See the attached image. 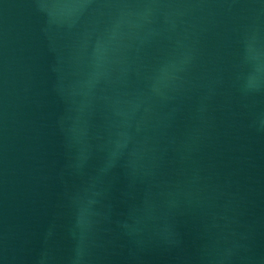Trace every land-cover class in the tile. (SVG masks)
Wrapping results in <instances>:
<instances>
[{
    "label": "water",
    "instance_id": "1",
    "mask_svg": "<svg viewBox=\"0 0 264 264\" xmlns=\"http://www.w3.org/2000/svg\"><path fill=\"white\" fill-rule=\"evenodd\" d=\"M0 264H264V0H0Z\"/></svg>",
    "mask_w": 264,
    "mask_h": 264
}]
</instances>
